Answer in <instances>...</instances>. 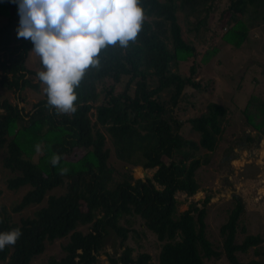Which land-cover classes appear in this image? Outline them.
I'll return each mask as SVG.
<instances>
[{
	"label": "trees",
	"instance_id": "trees-1",
	"mask_svg": "<svg viewBox=\"0 0 264 264\" xmlns=\"http://www.w3.org/2000/svg\"><path fill=\"white\" fill-rule=\"evenodd\" d=\"M141 5L146 19L136 42H130L127 49L116 45L102 50L100 67L87 71L76 89L77 111L69 116L50 110L46 94L32 110L25 111L18 99L12 102L3 92L11 91L23 100L21 90L26 86L38 89L39 84L32 81L35 70L26 65V60L32 62L33 45L17 38L18 5L0 0V14L8 17L0 25L4 182L12 190L28 186L12 204V212L42 203L32 214L18 219L0 205V232L18 227L23 233L14 247L0 251L4 264H32L46 242L64 236L68 237L62 244L64 253L49 256L45 264H98L100 251L109 264H151L148 250L134 253V246L128 243L129 237H139L145 229L160 241L157 264H206L205 259L221 256L228 264H264L260 245L264 238L240 223L244 207L238 195L219 225L220 246L206 234L209 196L201 206L190 202L186 209H179L175 195L176 191L190 195L198 189L195 172L208 156L196 153L200 148H215L223 122L234 107L247 124L264 130V84L261 87L252 79L245 104L234 98L231 105L211 100L200 113L183 116L193 91L206 88L195 78L196 56L198 47L213 36L216 11L218 20L227 26L224 43L240 47L248 30L264 23V0H141ZM217 50L216 46L206 49L203 61ZM189 58L193 62L188 73H182L179 63ZM242 66L239 80L234 87L231 84L236 91L248 71L245 61ZM124 75L123 86L118 87ZM184 119L198 138L184 137ZM77 148L82 149L79 155L75 154ZM53 155L61 157L56 166L51 163ZM129 165L154 170L137 177ZM58 187L63 190L52 192ZM82 225L85 230L79 228ZM238 232L244 233L240 241ZM109 233L121 248L118 254L104 248ZM250 247L255 256L240 259L237 253Z\"/></svg>",
	"mask_w": 264,
	"mask_h": 264
},
{
	"label": "rangeland",
	"instance_id": "rangeland-1",
	"mask_svg": "<svg viewBox=\"0 0 264 264\" xmlns=\"http://www.w3.org/2000/svg\"><path fill=\"white\" fill-rule=\"evenodd\" d=\"M222 5L223 1L221 2V7ZM218 12L219 10L216 11V16L212 23V25L214 24L213 36L210 41L208 39L209 43L198 47L199 51H197L196 56L197 73H195V78L202 80L201 83L206 88H203L202 91H193L194 94L190 97L187 109L184 111V118L200 113L211 100L231 105L234 102L232 98H234L236 102L242 103L244 101L245 104L247 94L251 92V88L254 85L250 80L257 81L258 84L261 83V87L264 84V23L258 27L250 28L247 39L240 47H235L223 41L222 34L227 26L225 27L226 24L218 20ZM178 19L182 22L180 12H178ZM7 20L8 17L6 15L0 14V25ZM13 23L17 24L18 20L13 18ZM214 46L218 48L217 52H212L210 58L204 62L202 58L206 49L212 50ZM240 57H242L241 61ZM244 61L248 66V71L245 73L246 79L244 78L241 88L236 91L233 87L239 80L242 68L245 67L242 66ZM192 62L191 58L180 62L178 70L182 73H188V67ZM26 65L35 70L32 81L38 83L39 88L34 89L27 86L23 88L20 92L23 100H20L11 91L3 92L9 96L12 102L18 99L19 106H23L24 110L28 111L33 109V104L42 98L45 93L36 76V73L42 70L39 58L32 54V62L26 60ZM126 77V75L122 76L118 87L123 86V81ZM229 87L232 88L229 89ZM262 93L264 95V90ZM163 94L166 95V92H163ZM229 112L228 121L223 122L224 130L215 148L211 151L200 148L196 153L199 156L205 154L208 156V161L203 162L195 172L199 183L198 189L190 195H186L184 191H176L175 193L180 200L179 209H186L190 202L201 206L205 196H209L205 205V229L212 243L218 246L222 242L219 225L226 219L229 209L233 206L234 195H238L241 198L244 207L240 216V223H243L250 232H257L264 238V130H256L247 124L245 116L242 115L237 107H234ZM92 118H94L93 115ZM257 118H259V114ZM189 126L185 120V125L183 126L184 137L198 138V134L192 131ZM81 152V148L75 149L76 155ZM2 156L3 150L0 151V158ZM129 166L134 176L137 177L151 175L154 170V168L143 169L140 166ZM6 176L7 171L3 169L0 159V188H2L0 205H4L10 210L13 219H18L21 215L32 214L42 203L31 204L18 212L11 211L12 204L21 197L28 186L18 190L8 189L4 182V177ZM62 190L63 188L58 187L52 192L59 193ZM79 228L85 230L86 226L82 225ZM243 235L244 233L238 232L236 239L240 241ZM67 239L68 237L64 236L55 238L51 242H46L44 251L33 258L32 264H45L49 256L60 257L64 253L62 244ZM128 243L134 246V253H136V250H148L152 255L151 264H157L156 255L160 241L154 233L145 229V233L140 234L139 237H129ZM260 245L264 249V241ZM104 248L115 254L120 252L121 248L117 247L113 233L106 235ZM237 254L240 259L245 260L255 256L253 247H250L246 252H238ZM205 262L206 264H228L223 256L216 259L208 258L205 259ZM0 264H4V261L0 260ZM98 264H109L108 257L103 251L98 254Z\"/></svg>",
	"mask_w": 264,
	"mask_h": 264
},
{
	"label": "clouds",
	"instance_id": "clouds-1",
	"mask_svg": "<svg viewBox=\"0 0 264 264\" xmlns=\"http://www.w3.org/2000/svg\"><path fill=\"white\" fill-rule=\"evenodd\" d=\"M11 2L18 5L20 16L17 38L32 43L31 53L42 65L37 79L47 96V106L58 115L76 113V89L90 68L100 67L102 50L116 45L127 49L130 42H136L146 19L141 0ZM60 159L53 155L52 165ZM22 235L18 227L0 232V251L14 247Z\"/></svg>",
	"mask_w": 264,
	"mask_h": 264
}]
</instances>
